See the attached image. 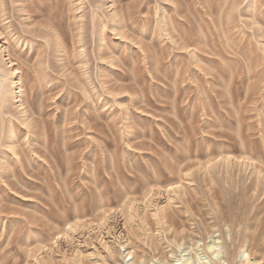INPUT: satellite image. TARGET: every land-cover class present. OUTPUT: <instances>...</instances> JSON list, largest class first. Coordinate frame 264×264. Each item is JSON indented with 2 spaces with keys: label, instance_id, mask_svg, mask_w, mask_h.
<instances>
[{
  "label": "rangeland",
  "instance_id": "obj_1",
  "mask_svg": "<svg viewBox=\"0 0 264 264\" xmlns=\"http://www.w3.org/2000/svg\"><path fill=\"white\" fill-rule=\"evenodd\" d=\"M0 264H264V0H0Z\"/></svg>",
  "mask_w": 264,
  "mask_h": 264
}]
</instances>
